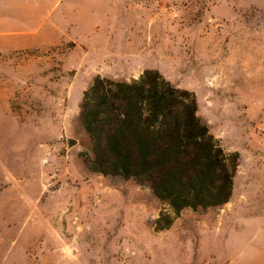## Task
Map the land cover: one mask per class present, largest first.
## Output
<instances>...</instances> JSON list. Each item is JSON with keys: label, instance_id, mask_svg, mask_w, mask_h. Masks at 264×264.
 <instances>
[{"label": "rangeland", "instance_id": "374dc122", "mask_svg": "<svg viewBox=\"0 0 264 264\" xmlns=\"http://www.w3.org/2000/svg\"><path fill=\"white\" fill-rule=\"evenodd\" d=\"M145 69L239 156L227 202L161 230L147 184L82 156L84 90ZM2 188L0 264H264V0H0Z\"/></svg>", "mask_w": 264, "mask_h": 264}, {"label": "trees", "instance_id": "16d2710c", "mask_svg": "<svg viewBox=\"0 0 264 264\" xmlns=\"http://www.w3.org/2000/svg\"><path fill=\"white\" fill-rule=\"evenodd\" d=\"M80 119L91 141V154H82L88 169L147 184L165 205L156 230L184 208L229 200L238 152L226 151L200 120L195 94L158 70L130 80L96 76L83 92Z\"/></svg>", "mask_w": 264, "mask_h": 264}, {"label": "crops", "instance_id": "0c3cea01", "mask_svg": "<svg viewBox=\"0 0 264 264\" xmlns=\"http://www.w3.org/2000/svg\"><path fill=\"white\" fill-rule=\"evenodd\" d=\"M4 188H7V187H4ZM4 188H2V189L0 190V193H1V191H2Z\"/></svg>", "mask_w": 264, "mask_h": 264}]
</instances>
